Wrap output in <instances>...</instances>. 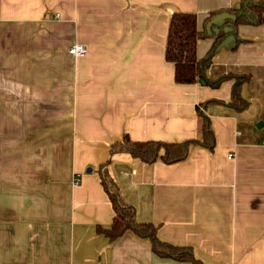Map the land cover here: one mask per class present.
<instances>
[{"label": "crops", "instance_id": "crops-1", "mask_svg": "<svg viewBox=\"0 0 264 264\" xmlns=\"http://www.w3.org/2000/svg\"><path fill=\"white\" fill-rule=\"evenodd\" d=\"M239 1L0 0V264H191L130 231L97 233L114 215L102 165L162 241L204 264H264V24H240L205 70L247 77L243 111L227 105L234 78L179 84L165 59L173 12L216 36L234 16L205 19ZM212 41L197 42V58ZM75 43L85 55L68 52ZM205 102L213 150L193 146L172 164L110 152L124 135L194 138Z\"/></svg>", "mask_w": 264, "mask_h": 264}, {"label": "trees", "instance_id": "trees-1", "mask_svg": "<svg viewBox=\"0 0 264 264\" xmlns=\"http://www.w3.org/2000/svg\"><path fill=\"white\" fill-rule=\"evenodd\" d=\"M228 12L234 16L231 23V31L213 36L206 29L197 28V18L190 12H173L167 30L165 59L174 64V80L179 84H190L203 81L211 86H218L224 80L234 78L231 97L227 105L236 111H243L248 102L242 97L241 89L247 80L245 76L233 77L224 75L217 80L209 81L205 76V70L210 65L216 47L229 34L236 33L240 24L260 25L264 24V0H240L235 7L222 9L210 13L204 23L215 14ZM204 38H213L212 44L203 58H197V42ZM238 42V41H237ZM212 102V101H209ZM208 102L197 105L198 134L180 142H164L159 140L133 141L124 135L121 141L111 145L110 152H127L133 158L151 164L161 160L167 164L177 163L189 154L193 146H201L213 150L215 136L209 117L204 113ZM101 184L107 193L114 212L111 225L108 228L97 227L96 231L103 234L110 242L120 238L125 232H132L140 238L148 239L152 251L162 258H171L178 261H186L191 264H204L194 255L189 246H177L162 241L157 236V227L152 223H140L135 219V209L122 197L118 185L112 180L104 169L99 168Z\"/></svg>", "mask_w": 264, "mask_h": 264}, {"label": "built area", "instance_id": "built-area-1", "mask_svg": "<svg viewBox=\"0 0 264 264\" xmlns=\"http://www.w3.org/2000/svg\"><path fill=\"white\" fill-rule=\"evenodd\" d=\"M68 52L74 57H81L86 54V48L83 44L75 43L69 46ZM75 184H78V180L75 181Z\"/></svg>", "mask_w": 264, "mask_h": 264}, {"label": "water", "instance_id": "water-1", "mask_svg": "<svg viewBox=\"0 0 264 264\" xmlns=\"http://www.w3.org/2000/svg\"><path fill=\"white\" fill-rule=\"evenodd\" d=\"M203 81H201V83H202ZM91 170V169H90Z\"/></svg>", "mask_w": 264, "mask_h": 264}]
</instances>
